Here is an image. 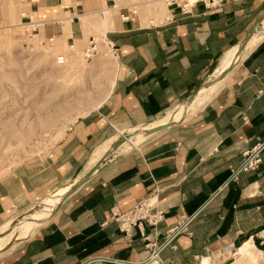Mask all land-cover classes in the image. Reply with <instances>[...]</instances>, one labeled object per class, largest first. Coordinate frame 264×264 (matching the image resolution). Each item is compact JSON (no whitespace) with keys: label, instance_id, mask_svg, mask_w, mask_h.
Here are the masks:
<instances>
[{"label":"crops","instance_id":"1","mask_svg":"<svg viewBox=\"0 0 264 264\" xmlns=\"http://www.w3.org/2000/svg\"><path fill=\"white\" fill-rule=\"evenodd\" d=\"M66 1L42 0L30 9L43 18L60 17V9L69 14L68 30L60 19L44 27L84 51L94 33L105 30L116 49L115 81L103 104L76 120L43 162L0 179V227L58 186L85 180L89 158L115 131H148L189 100L264 16V0H245L213 10L202 3L185 12L166 6L156 24L122 7L121 19L105 17L104 24L96 17L105 13L100 0ZM234 65L200 111L156 126L135 149L112 154L45 224L1 255L0 264H144L150 255L144 235L156 233L163 242L189 217L174 246L161 252L165 264H234L238 249L250 241L262 253L261 264L264 152L258 170L240 173L237 181L231 172L244 152L264 142V40ZM144 201L163 212L162 220L125 234L113 214Z\"/></svg>","mask_w":264,"mask_h":264},{"label":"rangeland","instance_id":"2","mask_svg":"<svg viewBox=\"0 0 264 264\" xmlns=\"http://www.w3.org/2000/svg\"><path fill=\"white\" fill-rule=\"evenodd\" d=\"M41 1L0 0V179L23 165L43 162L50 149L60 141L76 120L90 114L97 109L95 107L98 103L105 101L116 77L117 62L112 63L116 57L106 46L103 36L105 30L94 33L98 41L97 52L90 58L85 55L83 49L68 45L61 38L48 34L42 24L38 30L32 31L30 19L33 23L60 19L65 30H68L70 25L67 19L70 15L65 14L62 9L59 12L60 17L43 18L42 13L40 16L32 13L31 6ZM100 1L105 10L117 8L112 13L119 19L122 7L146 15L147 24H150L149 17H153V24H156L164 20L166 14L165 0ZM101 15L104 14L97 13L96 17ZM82 18L84 22L87 21V18ZM262 40L264 33L260 41ZM85 47H89V42ZM234 66L225 73L226 80ZM220 86L221 84H217L206 97L194 99V94L190 100L170 109L158 122L175 112V120L172 123L190 118L224 87ZM189 112L190 115L186 116ZM142 132L115 131L89 158L90 172L96 171L112 154L128 152L138 147L142 140L125 145V138L138 137ZM63 186L65 185L58 186L11 220L31 215L40 202L50 201L54 193ZM49 208L53 213L57 206ZM49 216L50 214H47L34 224L32 219L29 220L32 226L28 227L27 234L20 238H16L19 235L16 225L8 231L4 230V225L0 227V256L30 235L38 224H45ZM251 254L254 259L242 260L241 263L258 264L259 258L256 260L255 255L259 257V253ZM236 257L237 255H234L232 260ZM260 262L264 263V256Z\"/></svg>","mask_w":264,"mask_h":264},{"label":"built area","instance_id":"3","mask_svg":"<svg viewBox=\"0 0 264 264\" xmlns=\"http://www.w3.org/2000/svg\"><path fill=\"white\" fill-rule=\"evenodd\" d=\"M111 1V0H107ZM168 7H179L183 12H185L189 7L193 6L196 3H202L208 10L218 9L224 6L227 2L230 1H245V0H165ZM123 17V16H122ZM124 18V17H123ZM49 21L35 22L30 19V24L33 25V30L36 31L42 24L43 26ZM105 39V38H104ZM106 46L114 56H116V49L113 44L105 39ZM98 41L97 38L92 37L89 41V47L85 49V55L90 58L91 55L97 52ZM264 152V142L258 143L251 150L244 152L243 160L241 164L232 169L231 179L233 181L238 180V176L242 172L256 171L259 169L260 165L263 162L262 153ZM162 211H153L152 205L144 201L140 204L135 205L132 209L125 212H115L113 214V220L116 221L119 225V228L125 234H129L132 228L138 227L141 228L144 223L149 224L150 226H157V224L163 218ZM193 220V217L184 219L183 223L175 228H172L167 232L166 238L163 242H159L157 239V234L153 235H144L145 240L147 241V247L150 250V255L144 264H165L161 259V252L168 246H174V241L179 234L186 230V226ZM89 264V263H85ZM116 264H129L128 262H118Z\"/></svg>","mask_w":264,"mask_h":264},{"label":"bare ground","instance_id":"4","mask_svg":"<svg viewBox=\"0 0 264 264\" xmlns=\"http://www.w3.org/2000/svg\"><path fill=\"white\" fill-rule=\"evenodd\" d=\"M64 1H66V0H64ZM68 1H70V0H68ZM114 9L116 11V8L106 9L105 13L102 12V13H104V15L103 16L101 15V17L110 18V19L107 18L108 20L114 19L115 13L114 14L112 13V12H115V11H113ZM104 18H100V19L103 20ZM107 19H106V21L104 19L105 23L109 22V21H107ZM263 33H264V16L260 19V21H258V23L255 25V27L250 31L248 36L243 41H241L238 45H236L234 48H232L226 54L224 61L220 65V68L216 71V73L211 77L210 80H208L203 86L200 87V89L196 92L194 99L206 97L216 87L217 84H221L220 87L224 86L225 80H226L224 75L227 72V70L230 69L234 64L239 63V65H241V61L259 44V42L261 40V36L263 35ZM115 62H117L116 58L113 59L112 63H115ZM103 102L104 101L98 103L95 108L100 107L103 104ZM179 110H180V107H179ZM175 116H176V112L171 114L170 116H168L163 121L157 122V125H154V124L149 125L147 128L148 131L153 130L156 126L157 127L165 126V125L172 123L175 120ZM148 131H143L142 133H139L140 137L139 136L138 137L134 136V137H129V138L126 137L125 138V145H126V143L137 142V140L139 138L143 137ZM75 186H76V184H74V185L66 184L65 186L61 187L60 189H58L54 193V195L52 196L50 201L40 202L39 205L35 208V211L32 213L33 215L32 214L26 215L23 218H19V219L16 218V219L11 220V221L9 220L6 224H4V230L8 231L12 226L16 225L17 229H18L17 232H19V235H17L16 238H20L23 235L25 236L28 232V231H26L27 228L32 226V225L30 226L29 220L32 219V223L34 224L37 221H39L41 218L46 216L47 214H52V211H50L51 208H49V206H51V207L58 206L59 207V204L62 201H64V199L68 198L69 196H71L73 193L76 192V190L78 188L74 189ZM0 232H2V231H0ZM252 252L254 254H257V253L262 254L257 250L255 245L251 241L245 243L240 249H238L239 256L234 261V264H242L241 263L242 260L254 259V257L251 254ZM255 258H256V260H258L257 259L258 257L256 255H255ZM246 264H250V263L248 262Z\"/></svg>","mask_w":264,"mask_h":264},{"label":"water","instance_id":"5","mask_svg":"<svg viewBox=\"0 0 264 264\" xmlns=\"http://www.w3.org/2000/svg\"><path fill=\"white\" fill-rule=\"evenodd\" d=\"M193 96H194V94H193L192 96H190L189 100H190ZM162 129H164V128H162ZM162 129H158V130H156V131H152L151 133L158 132V131H160V130H162ZM91 174H92V172H89L87 178H86L85 180H83L81 183H79L78 185H76V186L74 187V189H77V188H79L82 184H84V183L90 178Z\"/></svg>","mask_w":264,"mask_h":264}]
</instances>
